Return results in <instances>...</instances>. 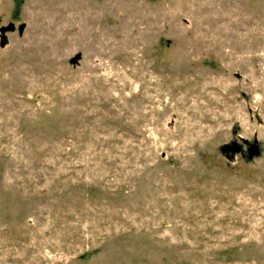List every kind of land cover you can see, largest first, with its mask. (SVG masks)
<instances>
[{"label": "rangeland", "instance_id": "1", "mask_svg": "<svg viewBox=\"0 0 264 264\" xmlns=\"http://www.w3.org/2000/svg\"><path fill=\"white\" fill-rule=\"evenodd\" d=\"M0 264H264V0H0Z\"/></svg>", "mask_w": 264, "mask_h": 264}, {"label": "water", "instance_id": "2", "mask_svg": "<svg viewBox=\"0 0 264 264\" xmlns=\"http://www.w3.org/2000/svg\"><path fill=\"white\" fill-rule=\"evenodd\" d=\"M24 28H25V24H21L20 26H19V30L20 31H23L24 30ZM15 29V25L14 24H10L9 26H7V27H3L2 28V32H5V31H9V30H14ZM6 42H7V36H5V35H2L1 36V45L2 46H4L5 44H6ZM79 58V56H77L76 58H73V61H77V59ZM224 149L226 150V151H232V152H239V150H240V146H239V144H237L236 142L235 143H233V145L232 146H230V145H226L225 147H224Z\"/></svg>", "mask_w": 264, "mask_h": 264}]
</instances>
